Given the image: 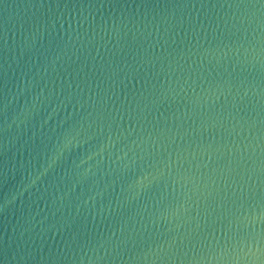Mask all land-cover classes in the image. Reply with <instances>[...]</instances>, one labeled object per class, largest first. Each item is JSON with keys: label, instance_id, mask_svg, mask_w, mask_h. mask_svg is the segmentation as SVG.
Masks as SVG:
<instances>
[{"label": "water", "instance_id": "95a60500", "mask_svg": "<svg viewBox=\"0 0 264 264\" xmlns=\"http://www.w3.org/2000/svg\"><path fill=\"white\" fill-rule=\"evenodd\" d=\"M0 264H264V0H0Z\"/></svg>", "mask_w": 264, "mask_h": 264}]
</instances>
